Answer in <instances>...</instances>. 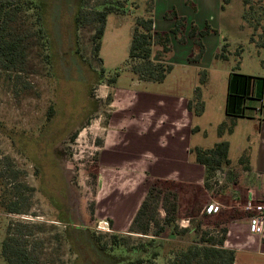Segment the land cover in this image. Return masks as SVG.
Listing matches in <instances>:
<instances>
[{
  "label": "rangeland",
  "instance_id": "rangeland-1",
  "mask_svg": "<svg viewBox=\"0 0 264 264\" xmlns=\"http://www.w3.org/2000/svg\"><path fill=\"white\" fill-rule=\"evenodd\" d=\"M17 1L23 7L12 26L28 36L27 57L19 71L9 74L0 69V120L5 124L4 132H0V152L9 156L21 171L19 180L28 188L24 191L30 207L26 213L0 210V264H7L1 251L9 233H18L27 240L40 264H132L141 257L152 259L153 251L160 252L153 260L155 264L168 263L174 258L170 251L178 242L168 239V230L161 236H155L158 229L154 226L147 234L130 229L117 233L104 215L112 213L120 225L132 214L135 203H116L114 196L107 201L104 193L100 200L102 172L97 158L111 110L108 97L114 88L133 84L135 76L127 61L135 17L143 13L145 5L121 0L124 11L109 15L100 52L96 54L93 37L98 24L77 27L74 22L80 0H34L43 2L42 10L29 8L25 3L29 0ZM155 1V11L168 12L183 4L193 8L186 0ZM85 2L87 11L97 8V0ZM242 13V0H231L220 12L221 27L214 28V33L223 42H230L229 50L233 53L243 44L245 51L239 70L255 74L262 65L264 52L258 55L249 43L251 29H241ZM173 39L172 35V46ZM236 65L234 55L227 61L219 59L212 76L221 77L223 70ZM115 74L119 76L111 84ZM192 77L193 70L187 76L183 65L176 64L167 84L173 88L175 82L193 84ZM204 125L209 127L205 121ZM214 138L203 136L202 144L213 147ZM169 192L179 196L169 182H156V195ZM204 200L202 192H197L198 208ZM232 215L240 216L241 212ZM165 217L166 210L160 205L156 219L162 221ZM227 219L207 217L202 221L203 228L211 231ZM100 220H109L110 231L99 229ZM114 234L121 237L119 245L111 243Z\"/></svg>",
  "mask_w": 264,
  "mask_h": 264
},
{
  "label": "crops",
  "instance_id": "crops-1",
  "mask_svg": "<svg viewBox=\"0 0 264 264\" xmlns=\"http://www.w3.org/2000/svg\"><path fill=\"white\" fill-rule=\"evenodd\" d=\"M193 3L196 9L185 4L176 5L179 14L188 18L187 32L193 23L200 30L207 23L219 30L222 0H193ZM166 12L155 11L156 31L170 32L174 26L173 21L165 19ZM217 14L219 17H216ZM218 36L211 33L203 37L205 54L201 62L189 61L193 39L188 37L185 44L173 39V53L168 62L174 68L176 64H182L187 76L193 70V84L175 82L173 88L167 84L168 77L161 83L133 77L130 87L114 88L109 102V119L104 126L102 149L97 158L102 172L100 200L104 193L107 201L114 196L116 203H135L132 214L120 225L112 213L104 215L111 220L117 233H126L152 184L169 182L179 193L180 218L206 221L210 216L214 219L227 217L220 224L227 231L224 247L235 251L234 264H264V230L261 234L251 232L242 207L248 199H264V92L260 99H247L244 102L247 115L237 119L232 133L219 137V125L227 120L230 75L242 72L234 71V67L231 70L222 69L221 77L212 76L213 66L220 59L215 58V54L223 44ZM153 59L159 60V56ZM201 70L209 72L205 85H200ZM248 75L264 79V65L258 73ZM198 86L202 88L205 102V110L200 116L188 108ZM204 121L209 127L204 125ZM209 135L215 136L214 145L222 140L229 142L233 171H239L235 172L233 187L216 197L225 209L212 215L203 213L204 206L210 202L205 188L206 168L197 163L190 153L194 147L212 148L202 144L203 136L207 138ZM243 156L247 159L241 163ZM197 192H202L205 199L200 208L196 205ZM236 211H240L241 215L233 216Z\"/></svg>",
  "mask_w": 264,
  "mask_h": 264
},
{
  "label": "trees",
  "instance_id": "trees-1",
  "mask_svg": "<svg viewBox=\"0 0 264 264\" xmlns=\"http://www.w3.org/2000/svg\"><path fill=\"white\" fill-rule=\"evenodd\" d=\"M142 2L145 9L141 15L135 17L132 40L129 49L128 66L131 64V72L142 81L161 83L166 80L173 71L174 66L168 62L173 53L172 35L182 44L187 42V38L193 39V49L189 57L190 62H201L205 54V44L203 37L216 32L207 23L205 29L200 30L193 23L187 32V18L179 15L176 8L165 14V19L174 21V28L170 32H160L155 30V0H135ZM97 8L86 10L85 0L79 1L74 22L77 27L88 24H98L95 29L93 42L95 43V53L100 52L102 38L105 33L108 17L114 12H123L121 0H97ZM231 0H222L221 9L224 11ZM30 8L43 9V2L29 0L25 2ZM186 3L196 9L192 0ZM243 13L241 16V29H251L249 43L254 45L258 55L264 52V0H242ZM23 5L17 0H0V69L11 72L19 71L20 65L27 57L26 38L19 29L13 28ZM139 9V6L137 7ZM230 42L224 39L215 58L229 60L234 55L237 59L235 70H239L242 54L245 46L239 44L233 53L229 50ZM159 60H154L155 55ZM261 63L264 65V58ZM11 76V75H10ZM119 74H115L110 80L111 84L116 83ZM208 70H201L200 85H205L208 81ZM264 92V79L253 75L243 74L239 71L233 72L229 78V93L227 98V120L219 125L218 135L222 137L225 133H232L239 117H245L247 107L244 102L247 99H260ZM255 95V97H254ZM109 102L112 96L108 97ZM188 108L195 115L200 116L205 110V102L202 97V88L198 86L194 90L193 98L189 101ZM5 124L0 120V132H4ZM75 137V136H73ZM230 144L226 140L217 142L212 148L203 149L200 147L191 148L190 153L195 161L205 166V188L211 189L210 181L218 175V171H226L229 175V182L234 183L236 174L233 171L232 161L229 157ZM246 157H241L240 162ZM21 171L17 169L9 156H2L0 152V210L7 213H26L29 210V198L25 195L28 188L20 183ZM156 183L152 184L148 194L141 204L131 226V232H142L147 234L151 228L157 227L155 236H161L167 230L169 238L176 240L177 244L170 253L174 258L165 264H234L235 251L225 248V239H217L211 235V231L203 228L202 221L192 220L190 228L181 229L178 226L179 220V196L176 193H167L164 196L156 195ZM153 205V210H152ZM166 210V217L157 220V210L159 206ZM64 222L67 219H63ZM111 222V221H110ZM163 223L164 226H161ZM226 231V229H225ZM22 232V231H21ZM21 232H19L21 234ZM227 232V231H226ZM121 237L113 235L112 245H119ZM154 241L150 242L152 246ZM160 252L153 251L152 259L141 257L132 264H155L154 259ZM1 256L7 264H40L37 256L29 249L27 240L20 238L19 234L9 233L2 242Z\"/></svg>",
  "mask_w": 264,
  "mask_h": 264
},
{
  "label": "built area",
  "instance_id": "built-area-1",
  "mask_svg": "<svg viewBox=\"0 0 264 264\" xmlns=\"http://www.w3.org/2000/svg\"><path fill=\"white\" fill-rule=\"evenodd\" d=\"M229 175L226 171H218V175L211 179L210 185L211 189L207 190L210 202H208L204 208L203 213L205 214H216L222 212L225 209V205L219 202L216 197L222 195V191L230 185H233L232 182H229ZM246 218L249 221L250 230L253 233L261 234L264 230V199L254 200L248 199L242 205ZM192 218L184 217L178 220V226L181 229L190 228L192 226ZM109 221V220H108ZM107 220L99 221V229H104L110 231V225ZM225 226L220 224L212 228L211 235L217 239L226 238Z\"/></svg>",
  "mask_w": 264,
  "mask_h": 264
}]
</instances>
